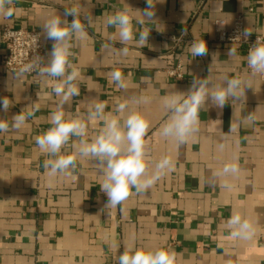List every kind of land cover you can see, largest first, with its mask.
<instances>
[{
	"label": "crops",
	"instance_id": "obj_1",
	"mask_svg": "<svg viewBox=\"0 0 264 264\" xmlns=\"http://www.w3.org/2000/svg\"><path fill=\"white\" fill-rule=\"evenodd\" d=\"M9 7L10 18L0 13V62L5 27L39 32L47 60L53 41L45 39L41 25L75 7L88 35L70 41L80 95L65 105L66 118L83 119L85 139L91 142L104 126L101 120H87L95 103L104 101L105 113L121 120L139 111L149 121L150 171L163 157L172 168L145 194L133 190L116 208H105L107 196L99 186L103 178L88 158L78 157L67 175L49 176L44 162L51 157L41 153L35 137L51 127L49 118L60 99L52 91L56 81L37 75L16 80L0 68V97L13 102L0 118L34 113L21 130L0 133V264H118L117 257L130 245L174 250L176 264H264V82L251 77L244 101H229L223 109L209 99L200 113V131L184 144L160 135L167 120L164 96L187 92L194 78L216 84L225 75L249 78L244 48L218 43L214 24L223 22L229 29L241 14L243 29L253 33L250 38H264V0H163L156 6L160 24L146 25L152 31L142 48L134 41L121 45L106 20L127 10L138 34L144 26L136 23L137 10L146 7V0H14ZM86 16L93 17L91 25ZM193 39L206 41L207 56L190 55ZM121 47L128 48L127 55L120 54ZM231 47L238 55L229 58ZM178 69L180 80L169 74ZM113 70L123 73L125 89L111 82ZM137 99L146 102L137 104ZM120 103L128 105L123 114L116 111ZM249 113L254 122L240 123ZM230 126L235 131L229 132ZM78 144L72 138L62 154H75ZM227 163H237L240 172L213 181ZM233 213L252 223L251 240L232 238L225 224Z\"/></svg>",
	"mask_w": 264,
	"mask_h": 264
},
{
	"label": "clouds",
	"instance_id": "obj_2",
	"mask_svg": "<svg viewBox=\"0 0 264 264\" xmlns=\"http://www.w3.org/2000/svg\"><path fill=\"white\" fill-rule=\"evenodd\" d=\"M162 2L163 0H146V7L137 10L140 18L136 23L144 26L138 34L133 30V17L127 10L109 15L106 24L115 29L121 45L134 41L138 47H145L152 31L146 25L160 24L156 6ZM13 3L14 0H0V13H3L5 18L13 15L9 7ZM69 16L73 17L71 22L67 19ZM78 17L79 12L73 7L64 8L62 16L53 15L46 19L41 25L42 32L45 39L53 41L47 60L39 55L34 56L31 62L14 71L12 78L20 80L26 74L35 72L41 79H55L52 91L60 99L56 110L49 118L51 127L35 137V143L41 153L51 157L44 162V168L49 176L67 175L70 169L76 168L78 157L94 161L98 166L99 175L103 178L99 186L107 196L105 208H116L133 194V190L137 195L145 194L167 170L172 168V161L168 157H163L154 163V170L150 171V145L145 140L149 121L139 111H129L121 120L120 116L105 113L107 105L104 101L95 103L94 108L87 113V120H101L104 126L91 142L85 139L87 124L83 119L66 118L65 105L73 97L80 95V89L75 83L80 74L71 61L74 53L70 41L73 37L82 40L88 35L85 24ZM85 20L88 25L93 23L92 16H86ZM252 34L246 27L239 30L236 38L247 41ZM184 35H187V29L182 32L180 39ZM188 51L193 58L207 56V43L204 39H193ZM119 52L121 55H127L128 48L121 47ZM237 55L238 50L234 47L227 52L229 58ZM246 61L250 69V76L247 79L225 75L222 77V84H216L210 79L194 78L187 92L176 91L164 96L162 108L167 114V120L160 128V135L163 138H172L177 144L182 145L190 136L200 131V113L206 108L209 99L220 109L229 101L243 102L245 90L251 88V77L264 74V41L259 36L250 45ZM111 82L121 89L127 87L123 73L119 70L111 72ZM134 102L139 104L146 100L137 99ZM12 106L13 102L9 97H0V111L7 113ZM127 108V104L120 103L116 111L123 114ZM33 115L32 112L21 111L10 119L0 118V133L21 130L28 118ZM254 120L255 116L249 113L240 123H252ZM231 131H235V126H230L229 132ZM72 138L79 139L78 146L74 145L75 154H62L61 150L69 145ZM224 147V144L219 145L221 150ZM239 172L237 163H227L213 174V181L215 177L237 175ZM225 227L236 240L249 241L255 235L252 223L239 213H233L226 221ZM176 259L177 253L174 250L144 249L135 245L126 246L123 253L117 257L118 264H176Z\"/></svg>",
	"mask_w": 264,
	"mask_h": 264
},
{
	"label": "built area",
	"instance_id": "obj_3",
	"mask_svg": "<svg viewBox=\"0 0 264 264\" xmlns=\"http://www.w3.org/2000/svg\"><path fill=\"white\" fill-rule=\"evenodd\" d=\"M216 41L218 43H229L244 48L245 52V72L250 74V69L247 66V53L251 44L256 41L257 37L250 38L244 41L236 38L239 30L243 29V18L241 14L234 19L231 28L227 29L223 22H215ZM260 39L264 41V38ZM1 43L4 48V54L0 62V68L4 71L13 73L20 67L31 62L36 55L43 57V46L39 32L34 30L12 29L5 27L1 34ZM169 74L177 80L182 78L180 69L170 71ZM37 75L35 72H30L26 76ZM261 82H264V74L257 75Z\"/></svg>",
	"mask_w": 264,
	"mask_h": 264
}]
</instances>
